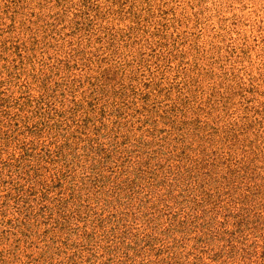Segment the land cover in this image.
Instances as JSON below:
<instances>
[{
	"label": "rangeland",
	"instance_id": "374dc122",
	"mask_svg": "<svg viewBox=\"0 0 264 264\" xmlns=\"http://www.w3.org/2000/svg\"><path fill=\"white\" fill-rule=\"evenodd\" d=\"M0 264H264V0H0Z\"/></svg>",
	"mask_w": 264,
	"mask_h": 264
},
{
	"label": "trees",
	"instance_id": "16d2710c",
	"mask_svg": "<svg viewBox=\"0 0 264 264\" xmlns=\"http://www.w3.org/2000/svg\"><path fill=\"white\" fill-rule=\"evenodd\" d=\"M30 132H35V131L31 130Z\"/></svg>",
	"mask_w": 264,
	"mask_h": 264
}]
</instances>
